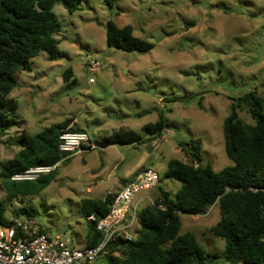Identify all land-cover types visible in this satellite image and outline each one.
I'll list each match as a JSON object with an SVG mask.
<instances>
[{
  "label": "rangeland",
  "instance_id": "1",
  "mask_svg": "<svg viewBox=\"0 0 264 264\" xmlns=\"http://www.w3.org/2000/svg\"><path fill=\"white\" fill-rule=\"evenodd\" d=\"M54 11L62 22L55 34L61 57L52 61L41 51L29 70L17 71L18 85L10 96L22 124L0 131V172L24 137L53 124L83 129L93 144L124 129L146 136V126L157 122L161 112L171 124L141 145L94 144L85 153L64 155L52 181L39 192L13 194L21 182L8 184L0 175V200L9 221L26 219L14 212L27 207L31 222L83 247L90 234L83 200L117 192L128 181L127 169L135 168L136 175L153 168L161 176L147 192L151 200L139 205L141 212L159 195V185L173 196L182 186L164 176L170 159L211 164L216 171L233 164L223 128L233 98L252 90L264 97V0H117L112 8L104 0H84L74 12L62 4ZM109 21L132 25L134 35L155 47L144 53L108 46ZM239 114L254 123L246 107ZM190 139L198 141L197 156L180 145ZM180 217V234L194 233L211 253L224 250L225 241L212 231L221 218L218 203L205 215ZM96 264L107 262L101 258Z\"/></svg>",
  "mask_w": 264,
  "mask_h": 264
},
{
  "label": "trees",
  "instance_id": "2",
  "mask_svg": "<svg viewBox=\"0 0 264 264\" xmlns=\"http://www.w3.org/2000/svg\"><path fill=\"white\" fill-rule=\"evenodd\" d=\"M84 0H0V131L19 126L22 120L17 102L10 96L18 85L16 73L29 70L31 60L45 51L49 60L61 57L59 39L55 36L62 22L54 11L62 4L68 11L78 10ZM112 8L117 0H104ZM107 44L124 51L149 52L155 44L133 34L130 24L106 25ZM70 76L69 69L64 79ZM173 100V99H171ZM246 107L254 123L240 117L239 109ZM66 123L50 127L21 142L22 148L3 163L0 175L11 184L14 174L25 173L34 167L55 166L58 157L66 153L59 149L60 135ZM147 134L134 129L118 130L107 137L110 144L141 145L160 136L170 122L161 112L157 122L148 124ZM225 150L233 164L220 171L211 164L203 166L172 158L164 176L182 181L175 196L159 185V195L146 204L139 213L135 237H122L110 243L109 252L100 257L107 264H218V259L230 264H264V97L252 90L233 98L231 113L224 124ZM71 131H82L78 127ZM148 136V137H147ZM188 153L199 155L198 141H180ZM189 146V147H188ZM68 156V155H67ZM56 167L38 173L35 178L22 179L13 191L39 192L54 178ZM161 180V179H160ZM257 189V190H255ZM115 193L103 199H85L82 215L88 219L92 213L103 216L109 211ZM215 203L219 204L221 218L212 226L213 233L225 241L220 254L209 252L190 231L180 234L181 213L205 215ZM5 204L0 200V225L10 221L5 216ZM15 215L32 212L27 207L16 210ZM90 234L87 246H95L102 232L95 221L88 219ZM44 229V228H43Z\"/></svg>",
  "mask_w": 264,
  "mask_h": 264
},
{
  "label": "built area",
  "instance_id": "3",
  "mask_svg": "<svg viewBox=\"0 0 264 264\" xmlns=\"http://www.w3.org/2000/svg\"><path fill=\"white\" fill-rule=\"evenodd\" d=\"M91 140L87 131H71L67 127L60 135L59 149L67 155L85 153L94 146ZM54 167H34L14 174L12 179H32ZM160 179L153 168L140 171L116 192L105 215L99 217L92 213L88 216L102 232V239L95 246L76 247L70 239L54 235L25 218L1 224L0 264H96L109 252L112 241L119 237H135L133 231L139 219V205L145 199L151 200L147 192L157 186Z\"/></svg>",
  "mask_w": 264,
  "mask_h": 264
},
{
  "label": "water",
  "instance_id": "4",
  "mask_svg": "<svg viewBox=\"0 0 264 264\" xmlns=\"http://www.w3.org/2000/svg\"><path fill=\"white\" fill-rule=\"evenodd\" d=\"M94 144L100 148H105V147L110 145L109 141H107V140H95ZM60 161H61V157L59 156L57 161H56V164H58V162H60Z\"/></svg>",
  "mask_w": 264,
  "mask_h": 264
},
{
  "label": "crops",
  "instance_id": "5",
  "mask_svg": "<svg viewBox=\"0 0 264 264\" xmlns=\"http://www.w3.org/2000/svg\"><path fill=\"white\" fill-rule=\"evenodd\" d=\"M124 173H125V177L128 178V179H127L128 181H127L126 183H128L129 181H131L132 179H134V177L136 176V175H134V174H135V168H133V169H127ZM126 183H125V184H126ZM123 185H124V184H123ZM123 185H122V186H123ZM122 186H121V187H122ZM121 187H120V189H121ZM120 189H119V190H120ZM146 200H147V199H146Z\"/></svg>",
  "mask_w": 264,
  "mask_h": 264
}]
</instances>
